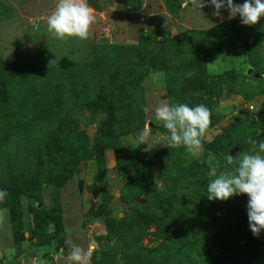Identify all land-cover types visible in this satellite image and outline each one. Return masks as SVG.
<instances>
[{
    "label": "rangeland",
    "instance_id": "obj_1",
    "mask_svg": "<svg viewBox=\"0 0 264 264\" xmlns=\"http://www.w3.org/2000/svg\"><path fill=\"white\" fill-rule=\"evenodd\" d=\"M87 2L96 16L90 38L60 41L46 30L57 0H0V190L7 192L0 264H66L67 241L92 247L91 264H179L184 243L177 240L192 232L193 216L211 226L228 220L224 201L208 200L214 177L202 174L194 185L191 166L210 169L215 156L217 175L232 172L236 165L226 169L225 155L249 152L251 145L241 146L249 137L264 142V17L244 25L239 16L228 19L226 9L214 16V6L200 9L191 0ZM111 44L141 49H107L96 63L97 46ZM62 63L89 67L81 74L69 67L43 75L22 70ZM12 65L19 72H8ZM29 102L42 103L43 115L29 118ZM162 102L210 109L196 155L166 146L168 132L154 119ZM145 127L151 143L132 146ZM95 145L102 156L93 155ZM127 152L150 168L131 173ZM240 195L235 244L256 237L248 197Z\"/></svg>",
    "mask_w": 264,
    "mask_h": 264
},
{
    "label": "clouds",
    "instance_id": "obj_2",
    "mask_svg": "<svg viewBox=\"0 0 264 264\" xmlns=\"http://www.w3.org/2000/svg\"><path fill=\"white\" fill-rule=\"evenodd\" d=\"M191 3L200 9L211 4L215 9L214 16H222L221 10L226 9L228 19L239 16L241 23L249 26L259 23L261 17H264V0H244L242 4L234 3V0H191ZM95 21L96 16L87 0H57L55 9L46 18V30L60 41H85L90 38ZM143 110L149 111L147 107ZM154 119L168 132L167 147H184L188 153L196 155L210 126L211 111L204 104L189 106L162 102L154 109ZM151 141V129L145 127L131 145L146 146ZM246 142L251 145L249 152L240 157L230 154L224 156L227 165H236L232 172L217 175L216 167L220 161L215 156L209 159V175L214 179L207 185V196L209 200L226 201L233 196L246 194L249 227L252 234L259 237L264 231V142L257 144L251 137ZM6 196V190H0V201ZM54 231L55 225L49 223V235ZM67 243L71 251L66 264H91L92 247L84 249L71 241Z\"/></svg>",
    "mask_w": 264,
    "mask_h": 264
},
{
    "label": "trees",
    "instance_id": "obj_3",
    "mask_svg": "<svg viewBox=\"0 0 264 264\" xmlns=\"http://www.w3.org/2000/svg\"><path fill=\"white\" fill-rule=\"evenodd\" d=\"M191 41V39H190ZM192 42V41H191ZM107 49H113L114 52H117V50L124 49L126 52L130 49H141V48H135L131 46H121L117 44H111V45H98L97 48L94 50V58L95 62L97 63L99 53L107 50ZM160 52V51H159ZM159 54V53H158ZM69 67L70 72L81 74L82 71L88 69L89 66H65L62 63L61 68L58 69H40L35 67H27L22 68L26 73L29 72H35L34 74H46V73H55L61 71L63 68ZM20 67L12 65L8 66V72L14 73L19 72L18 70ZM161 69H164L162 67ZM154 73V72H153ZM154 76V74L152 75ZM168 85H169V81ZM170 86V85H169ZM168 86V89H169ZM48 93V92H46ZM32 101V100H31ZM3 107V106H0ZM16 105H12L10 109H14ZM24 112L29 113V118H37V116L43 115L45 112L44 106L42 103H36L31 104L28 103L27 106H25ZM34 116V117H33ZM34 120V119H33ZM253 139V138H252ZM246 145H249L248 143L241 144L242 147H245ZM116 146L113 144L112 146H105V148L113 147L115 149ZM95 157L97 155L100 157L102 156V151L98 150L97 145L94 146V154ZM125 155V153L123 154ZM127 155L133 158V164L132 168L130 169V172L133 173L136 169H138L140 166H147L146 161H137L134 158V154L131 152H127ZM119 158V155H117ZM159 164L162 165V158H159ZM145 164V165H144ZM224 167L227 169V164L224 165ZM190 172L187 173V177L194 179V185H198L200 180L198 181V178L202 177V174L210 172V169L207 167V164L200 163L199 166H191ZM192 193H196L199 195L198 188L196 187ZM164 197L171 199L173 201L176 200L174 198L173 193H163ZM209 200V199H208ZM242 196L236 195L228 200L224 201L222 207H221V213L225 217H228V220H225L220 218L215 219V225L211 226L207 222L204 224V222L200 220H196L193 216V230L190 234H188L187 237H182L178 239L177 241L182 242V244L178 249L177 257L179 264H264V238L259 237H252L250 233L246 236V238L243 240V244H235V241H232L233 238H237L240 229H239V223L237 220L238 213L237 208L238 205L241 204ZM213 202L214 200H209ZM202 217V216H201ZM233 217V218H232ZM89 219H95L97 218V215L94 216H88ZM203 218V217H202ZM222 219V220H221ZM200 222V223H199ZM250 241H254L253 243H256V247L251 246ZM186 242V243H185Z\"/></svg>",
    "mask_w": 264,
    "mask_h": 264
},
{
    "label": "crops",
    "instance_id": "obj_4",
    "mask_svg": "<svg viewBox=\"0 0 264 264\" xmlns=\"http://www.w3.org/2000/svg\"><path fill=\"white\" fill-rule=\"evenodd\" d=\"M155 79H158V80H161L162 79V76L161 74L157 75V76H153Z\"/></svg>",
    "mask_w": 264,
    "mask_h": 264
}]
</instances>
